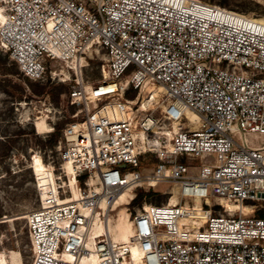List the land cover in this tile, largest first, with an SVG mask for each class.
Wrapping results in <instances>:
<instances>
[{"label":"built area","instance_id":"1","mask_svg":"<svg viewBox=\"0 0 264 264\" xmlns=\"http://www.w3.org/2000/svg\"><path fill=\"white\" fill-rule=\"evenodd\" d=\"M0 9V49L32 81L93 47L106 53L101 84L87 89L81 76L72 86L84 119L64 130L51 185L37 177L30 264H264V23L201 0H0ZM153 155L160 162L142 170ZM160 183L177 188L176 203L144 207L128 241L96 232L125 191Z\"/></svg>","mask_w":264,"mask_h":264},{"label":"rangeland","instance_id":"2","mask_svg":"<svg viewBox=\"0 0 264 264\" xmlns=\"http://www.w3.org/2000/svg\"><path fill=\"white\" fill-rule=\"evenodd\" d=\"M201 1L264 21V0ZM105 57L104 50L93 47L82 61L77 59L55 63L48 69L46 80H31L48 87L45 94L37 95L34 88L27 86L25 76L10 55L0 49V264L31 263V240L26 216L40 205L33 168L40 164L50 170L54 166L58 167V147L63 141L64 130L68 125L84 119L81 107L70 103L72 86L81 76L87 89L101 84L104 80L102 67ZM161 93L159 87L151 92L155 97ZM136 94L130 92L127 97L133 99ZM154 106V116L160 118L162 107ZM160 125H163V121ZM57 129H60V136L54 145H50L51 135ZM248 142L262 145L261 138L250 137ZM159 162L155 155L148 156L142 160L141 169L151 170ZM176 190L170 183H160L154 188L138 187L130 191L132 198H127L129 204L125 201L113 212L110 223L113 235L118 233L119 241H124L129 235L130 219L144 207L163 205L170 201L176 203L175 196L169 194ZM141 192L151 194H145L142 201L134 204ZM214 203L215 208H220ZM225 205L231 211L241 209L235 203ZM244 206L242 211L250 214L252 208L249 204Z\"/></svg>","mask_w":264,"mask_h":264},{"label":"bare ground","instance_id":"3","mask_svg":"<svg viewBox=\"0 0 264 264\" xmlns=\"http://www.w3.org/2000/svg\"><path fill=\"white\" fill-rule=\"evenodd\" d=\"M5 21H6V17L4 15V13L2 12V10L0 9V30H2V28L4 27ZM258 21L264 23V21H261V20H258ZM160 91L163 92V90H160ZM175 127H177V125ZM33 169H34V174L36 175V177H38V181H39L40 185L42 186V188H45V187H48V185H51V182L54 179L53 178L54 175H53V172L46 167V165H41L40 164V165L35 166ZM75 194H76V192H75ZM131 196H132V194L130 193V191H128V190L125 191V193H123L121 195L120 199L118 200V203H121L119 205H122L125 201L127 203V200H128L127 198L131 197ZM244 207H245L244 205L241 206V209H243ZM112 216L110 217V221H109L108 225H106L105 227L97 225V226H95V230H96V232H99V233L103 232V231H106L107 234H109V233L111 234V236H112L114 241H119L118 233H116V235H113L112 230L110 228V223H111ZM27 217L28 216H26V218ZM129 218H130V216H129ZM199 220L200 221H204L202 216H200ZM128 231H129V235L126 237V239L124 241H121V242H126V241L129 240L130 234L132 233L131 222H130V227L128 228ZM117 232H118V230H117ZM133 253H134L135 257H137V258L141 257V253L136 247H133ZM92 264H96L94 259H93Z\"/></svg>","mask_w":264,"mask_h":264},{"label":"trees","instance_id":"4","mask_svg":"<svg viewBox=\"0 0 264 264\" xmlns=\"http://www.w3.org/2000/svg\"><path fill=\"white\" fill-rule=\"evenodd\" d=\"M24 81L27 83V86L28 87H32V88H34L33 89V91L35 92V94H37V95H39V94H41V95H43V94H45L46 93V91H47V88L48 87H44V86H41V85H39V84H37V83H33L29 78H26V77H24ZM38 88V89H35V88ZM69 100H70V103H71V98H70V94H69ZM72 104V103H71ZM60 136V129H57L54 133H53V135H51V140L49 141V143H50V145H54L55 143H56V141H57V138ZM145 194H151V193H144V192H141L138 196H137V198L134 200V204L135 203H137V202H139V201H142V199H143V197H144V195Z\"/></svg>","mask_w":264,"mask_h":264}]
</instances>
